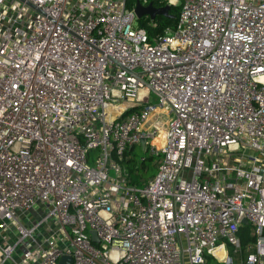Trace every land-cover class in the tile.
Here are the masks:
<instances>
[{"label":"built area","instance_id":"1","mask_svg":"<svg viewBox=\"0 0 264 264\" xmlns=\"http://www.w3.org/2000/svg\"><path fill=\"white\" fill-rule=\"evenodd\" d=\"M128 1L0 0V264H264V0Z\"/></svg>","mask_w":264,"mask_h":264},{"label":"trees","instance_id":"2","mask_svg":"<svg viewBox=\"0 0 264 264\" xmlns=\"http://www.w3.org/2000/svg\"><path fill=\"white\" fill-rule=\"evenodd\" d=\"M132 0L128 1V4L131 5ZM152 3L156 7H162L167 4V0H152ZM169 14H157L156 17L149 21L145 19L146 17H141V24L148 30L149 34L152 36L163 35L165 30L168 27H171L175 24L178 17L179 8L177 6L170 7ZM133 149L126 152L125 164L129 167L132 175V181L137 184H142L148 177L153 175L157 168L158 158L154 155H151L148 151L146 156L141 158L139 162L135 161L134 157H131L130 153ZM242 242L243 248L250 243L253 238L250 237L248 229L243 227L242 232ZM208 264H227L222 261L217 260L212 255L207 256Z\"/></svg>","mask_w":264,"mask_h":264},{"label":"water","instance_id":"3","mask_svg":"<svg viewBox=\"0 0 264 264\" xmlns=\"http://www.w3.org/2000/svg\"><path fill=\"white\" fill-rule=\"evenodd\" d=\"M150 7H154L155 9H159V10H160V8L162 9V7L154 6L152 2H150L147 5H143L141 2H137L135 10L137 12V15L139 17H142V16H144V15H146V14H148L150 12L149 11ZM170 7H171L170 5L166 4L165 6H163V10L160 11L159 14H169L170 13L169 12L170 11ZM152 17L155 18L156 16L153 15ZM145 143H146V138H142L141 139V145L144 146ZM243 223L247 224L248 223L247 219H244ZM92 235H93V238H94L95 241L99 240V238L97 237L96 231H92ZM60 262L61 263H65V264H73V259H72L71 256L64 255V256H62Z\"/></svg>","mask_w":264,"mask_h":264},{"label":"rangeland","instance_id":"4","mask_svg":"<svg viewBox=\"0 0 264 264\" xmlns=\"http://www.w3.org/2000/svg\"><path fill=\"white\" fill-rule=\"evenodd\" d=\"M163 10V6L162 9H155L154 7H150L149 8V13L142 16V17H146L145 19H148L149 21L153 20L154 18L152 17L153 15L156 16L157 14H159L160 11ZM141 18V17H140ZM155 100V99H154ZM112 110L114 111V108H112ZM155 143L161 144L162 143V139L161 136L159 135L155 140ZM131 157L135 158V161L139 162V159L141 157H145L147 154L146 152L140 147V146H135L134 149L131 151L130 153ZM156 172V171H155ZM141 185V184H138Z\"/></svg>","mask_w":264,"mask_h":264},{"label":"bare ground","instance_id":"5","mask_svg":"<svg viewBox=\"0 0 264 264\" xmlns=\"http://www.w3.org/2000/svg\"><path fill=\"white\" fill-rule=\"evenodd\" d=\"M115 115V109L114 111L112 110V107L109 108V116L113 117ZM146 124V123H145ZM161 136V139H162V133L160 132L156 137L155 139L158 137V136ZM154 139V140H155ZM163 140V139H162ZM215 253L217 254V256H219L220 258H226V249H225V245H222L218 248L215 249Z\"/></svg>","mask_w":264,"mask_h":264},{"label":"crops","instance_id":"6","mask_svg":"<svg viewBox=\"0 0 264 264\" xmlns=\"http://www.w3.org/2000/svg\"><path fill=\"white\" fill-rule=\"evenodd\" d=\"M7 264H14V263H7Z\"/></svg>","mask_w":264,"mask_h":264}]
</instances>
